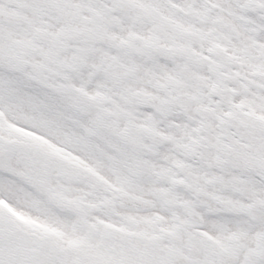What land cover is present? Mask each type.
<instances>
[{
    "label": "snow or ice",
    "instance_id": "1",
    "mask_svg": "<svg viewBox=\"0 0 264 264\" xmlns=\"http://www.w3.org/2000/svg\"><path fill=\"white\" fill-rule=\"evenodd\" d=\"M0 264H264V0H0Z\"/></svg>",
    "mask_w": 264,
    "mask_h": 264
}]
</instances>
